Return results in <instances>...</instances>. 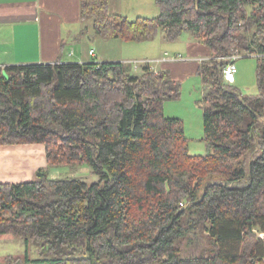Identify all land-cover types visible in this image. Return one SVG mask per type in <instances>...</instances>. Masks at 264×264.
<instances>
[{
    "label": "trees",
    "instance_id": "trees-1",
    "mask_svg": "<svg viewBox=\"0 0 264 264\" xmlns=\"http://www.w3.org/2000/svg\"><path fill=\"white\" fill-rule=\"evenodd\" d=\"M110 0H80L96 35L210 47L200 62L205 154L189 151L170 69L131 61L39 62L0 67V145L44 144L35 178L0 181V234L24 239L7 264H264V0H156L157 16L110 14ZM257 58L258 94L224 77L235 56ZM87 164L99 175L51 178V166ZM213 242L185 255L192 233ZM32 246L38 253L32 255Z\"/></svg>",
    "mask_w": 264,
    "mask_h": 264
},
{
    "label": "crops",
    "instance_id": "crops-1",
    "mask_svg": "<svg viewBox=\"0 0 264 264\" xmlns=\"http://www.w3.org/2000/svg\"><path fill=\"white\" fill-rule=\"evenodd\" d=\"M80 21V0H0V67L52 61L124 60L97 54V50L91 47L87 52L77 54L76 50L71 48L74 37L70 40L65 33L69 31L67 27ZM187 48L188 56L185 57L182 54L170 57L165 52V56L159 58L161 67L155 68L170 69L173 78L177 80L199 74L200 62L212 54L210 47L195 40L189 42ZM91 49H94V55L89 53ZM46 164L44 144L0 145L1 182L30 181L35 178L38 168H43ZM12 235L0 234V242L9 241L15 244L19 241L18 245L22 244L24 249L14 253L12 248L0 247V264H7L6 258L9 255L22 257L26 252L24 239L18 237L20 240L16 241L15 235Z\"/></svg>",
    "mask_w": 264,
    "mask_h": 264
},
{
    "label": "rangeland",
    "instance_id": "rangeland-1",
    "mask_svg": "<svg viewBox=\"0 0 264 264\" xmlns=\"http://www.w3.org/2000/svg\"><path fill=\"white\" fill-rule=\"evenodd\" d=\"M109 6L111 16L120 14L130 20L136 19L138 16L153 17L160 13L156 0H110ZM71 25L67 27L69 31L65 33V36L70 40L74 37L71 48L75 49L77 54L87 52L88 48L91 47L97 50V54L124 58L122 61L135 63L148 60L152 69L156 71L155 67H161L162 64V62H159V58L165 56V52L170 57L178 54H182L184 57L188 56L187 44L195 41L190 31H185L177 39L170 40L165 37V29L161 28L152 39L133 41L118 37L95 35L91 19ZM234 62L239 71L236 73L234 84L244 94H258L256 56L239 55ZM141 67L140 65L138 69L135 68L134 72L141 75L144 72ZM179 80L182 83L181 95L175 100H168L165 103L164 111L167 116H177L183 119L184 128L189 137V151L193 154H205L208 147L204 139L203 113L205 109L202 98L205 86L202 75H188L186 78H180ZM50 177L81 178L88 183L99 179V175L87 164L51 166ZM259 235L264 237V232H260ZM14 237L17 239L16 241L20 240L17 236ZM18 244H20L19 241L15 244L6 241L0 242V247H9L12 248V252L19 253L24 248L22 244L21 246ZM213 245L206 233L196 232L191 234L190 239L186 238L181 247L185 255H198L210 253L213 250ZM31 252L33 257H36L38 250L32 246Z\"/></svg>",
    "mask_w": 264,
    "mask_h": 264
},
{
    "label": "built area",
    "instance_id": "built-area-1",
    "mask_svg": "<svg viewBox=\"0 0 264 264\" xmlns=\"http://www.w3.org/2000/svg\"><path fill=\"white\" fill-rule=\"evenodd\" d=\"M91 55H94L95 54V51L94 49H91L90 52H89ZM237 56L233 57L232 59H236ZM96 62H100L98 60H94ZM140 63V64H139ZM144 63H149L150 64V61L148 60H141L140 62H135L134 63V69L137 68L141 65H143ZM152 68V66H151ZM238 69H237V66L235 64V62H229L226 67H225V70H224V77L226 80L230 81V82H235L236 80V73H237Z\"/></svg>",
    "mask_w": 264,
    "mask_h": 264
}]
</instances>
